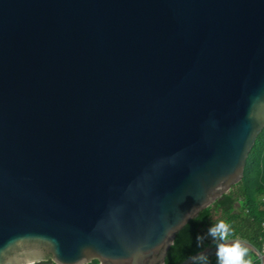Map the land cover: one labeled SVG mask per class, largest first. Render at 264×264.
I'll return each mask as SVG.
<instances>
[{"label": "water", "instance_id": "obj_1", "mask_svg": "<svg viewBox=\"0 0 264 264\" xmlns=\"http://www.w3.org/2000/svg\"><path fill=\"white\" fill-rule=\"evenodd\" d=\"M263 128L264 0H0V264H165Z\"/></svg>", "mask_w": 264, "mask_h": 264}, {"label": "trees", "instance_id": "obj_2", "mask_svg": "<svg viewBox=\"0 0 264 264\" xmlns=\"http://www.w3.org/2000/svg\"><path fill=\"white\" fill-rule=\"evenodd\" d=\"M264 194V128L252 146L241 180L233 185L220 201L191 219L175 236L173 244L167 251L165 264H180L191 255L217 244L205 234L208 229L223 220L230 226L229 238H240L248 241L260 251L264 247V204L262 208L256 202L258 196ZM218 215L215 224L212 218ZM205 236L204 244L197 247L196 237ZM251 264H259L256 255L248 251L245 256ZM39 264H53L51 260ZM89 264H97L92 261ZM208 264H217V257H208Z\"/></svg>", "mask_w": 264, "mask_h": 264}, {"label": "clouds", "instance_id": "obj_3", "mask_svg": "<svg viewBox=\"0 0 264 264\" xmlns=\"http://www.w3.org/2000/svg\"><path fill=\"white\" fill-rule=\"evenodd\" d=\"M207 236H210L215 241H219L215 255L217 264H251L250 260H246L245 256L248 253V248L239 240L232 243H227L230 236V226L223 220L208 229ZM205 236L198 235L196 237L197 247L201 248L204 244ZM191 264H208V256L200 254L190 257Z\"/></svg>", "mask_w": 264, "mask_h": 264}, {"label": "rangeland", "instance_id": "obj_4", "mask_svg": "<svg viewBox=\"0 0 264 264\" xmlns=\"http://www.w3.org/2000/svg\"><path fill=\"white\" fill-rule=\"evenodd\" d=\"M264 197V194L263 195H261V196H258L257 197V199H256V202L258 203V205H260V207L262 208V206H263V200H262V198ZM218 215H215L213 218H212V221H211V223L212 224H215V222H216V220L218 219ZM205 234L207 235V231H205ZM211 239H213L212 237H211Z\"/></svg>", "mask_w": 264, "mask_h": 264}, {"label": "flooded vegetation", "instance_id": "obj_5", "mask_svg": "<svg viewBox=\"0 0 264 264\" xmlns=\"http://www.w3.org/2000/svg\"><path fill=\"white\" fill-rule=\"evenodd\" d=\"M48 260H50V258L49 257H45L44 261L41 262V263L47 262Z\"/></svg>", "mask_w": 264, "mask_h": 264}, {"label": "built area", "instance_id": "obj_6", "mask_svg": "<svg viewBox=\"0 0 264 264\" xmlns=\"http://www.w3.org/2000/svg\"><path fill=\"white\" fill-rule=\"evenodd\" d=\"M262 200H263V203H264V197L262 198ZM263 252H264V247H263Z\"/></svg>", "mask_w": 264, "mask_h": 264}]
</instances>
